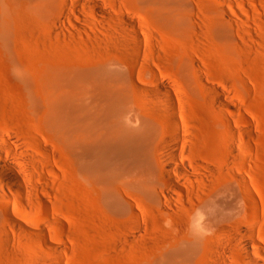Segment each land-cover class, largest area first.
Segmentation results:
<instances>
[{"label":"rangeland","instance_id":"obj_1","mask_svg":"<svg viewBox=\"0 0 264 264\" xmlns=\"http://www.w3.org/2000/svg\"><path fill=\"white\" fill-rule=\"evenodd\" d=\"M112 1L127 12L129 0ZM69 2L68 9L62 0L48 3L45 27L0 38V139L24 140L19 158L28 162L32 183L29 200L0 196V264H252L242 242L264 264V0H245L248 13L238 0H191L195 29L186 35L154 30V59L137 73L148 84L156 76L177 84L186 122L177 161L193 168L182 174L168 161L175 180L162 178L165 196L131 197L126 214L105 205L72 164L55 111L61 120L71 77L95 72L111 57L132 69L136 48L116 31L117 20L103 18L108 27H102L95 21L102 16L91 17L89 29L75 11L81 1ZM233 4L244 22H224L235 27L237 43L221 38L218 27L221 11L238 18ZM55 16L65 23L53 25ZM212 87L225 91V103L235 108L220 102ZM160 102L168 104L165 97ZM10 203L47 240L9 221ZM49 241L60 244L58 253Z\"/></svg>","mask_w":264,"mask_h":264},{"label":"bare ground","instance_id":"obj_2","mask_svg":"<svg viewBox=\"0 0 264 264\" xmlns=\"http://www.w3.org/2000/svg\"><path fill=\"white\" fill-rule=\"evenodd\" d=\"M50 1L0 0V38L9 41L14 39L18 30L45 27L42 26V16L48 13ZM78 1L81 3H77L75 11L79 20L85 22L89 29L92 28L91 17L102 16V19L95 17V21L102 27H108L103 18L117 20L120 26L116 31L127 41L132 51L135 46L137 58L133 59L135 64L131 65L132 69L124 58L111 57L99 62L95 72L71 77L64 97L62 119L56 110L55 123L64 130L70 161L97 191L100 200L116 213L126 214L131 209V197L160 198L159 193L165 196L163 193L168 191V186L163 185L162 178L166 177L171 182L175 180L170 164L179 167L182 174L193 168L192 165L188 168L177 161L180 145L186 143L185 132L182 134L186 122L178 106L181 97L177 84L172 77L159 76L148 84L137 72H143L141 67L150 65L154 59L153 52L149 50V44L154 45V30L160 28L173 34L186 35L195 29V14L191 0H129L127 12L117 1ZM228 1L230 4L236 2ZM238 1L241 2L242 11L248 13L245 0ZM70 4L69 0H62L61 8L70 7ZM232 9L238 18L228 11H221L222 22L218 27L221 38L226 42L231 43L233 40L237 43L236 37L231 38L235 36V27H229L225 22L233 25L244 22V18L234 8V4ZM64 21V18L55 16L51 23L59 25ZM68 22L83 29L71 17ZM200 78L204 79L203 74ZM212 88L218 100L225 103L226 92L220 87ZM141 93L147 94V97H140ZM164 97L168 104L160 102ZM228 105L236 106L232 102ZM238 145H242L239 139ZM23 146L24 140L16 134H10L9 139H0V196L9 200H12L11 194L31 199L32 183L27 174L28 162L19 158ZM166 146L171 150L168 151ZM4 150L9 153L8 160L4 158ZM15 157L21 162L16 161ZM243 175L241 178H244ZM158 189H162V192ZM36 190L39 192L40 187ZM5 214L9 221L47 240L40 226L26 224L13 214L12 203L5 206ZM223 238V234L218 233L215 240L219 242ZM49 245L56 253L59 252L60 244L49 241ZM242 248L248 262L262 264L252 259L246 242H242ZM260 258L264 260L263 256Z\"/></svg>","mask_w":264,"mask_h":264}]
</instances>
